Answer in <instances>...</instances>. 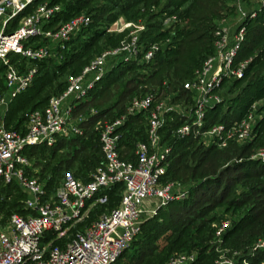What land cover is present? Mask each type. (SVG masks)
Returning <instances> with one entry per match:
<instances>
[{"label": "trees", "instance_id": "obj_1", "mask_svg": "<svg viewBox=\"0 0 264 264\" xmlns=\"http://www.w3.org/2000/svg\"><path fill=\"white\" fill-rule=\"evenodd\" d=\"M227 1L34 0L22 13L29 14L47 2L61 8L43 25L44 29H56L80 14L87 15L90 22L63 46L59 45L52 56L27 61L17 54L9 55L19 69H24L26 63L36 68L31 84L10 101L3 117L8 129L20 133L26 131L30 112L45 108L52 96L66 89L68 76L80 74L93 58L117 47L127 36L129 29L110 30L121 16L144 21V30L139 34L144 50L154 43L162 44L147 62L112 60L94 86L75 100L72 119L82 129L81 135L59 137L51 146L33 145L24 151L34 166H40L42 155H47L41 173L28 168V174L45 178L46 192L51 194L66 172L83 181L89 179L103 160L99 125L120 117L133 98L151 94L154 103L167 100L185 107L186 113L167 114L161 136L162 143L171 148L163 181L181 182L187 196L169 200L145 220L115 264L122 258L126 264H166L172 252L194 253L195 260L187 264H215L217 246L228 249L231 256L238 253L233 256L234 264H243V260L247 264H264V251L251 249L264 237V161L253 157L264 146V6L242 22L245 33L233 65L248 60L243 75L223 81L222 85L229 83L228 98L206 108L199 128L200 133L217 124L228 128L253 112L257 120L252 138L244 143L228 140L226 146L219 148L205 144L200 133H194V127L187 135L176 134L180 126L192 121L193 95L184 85L213 54L216 21L234 13ZM167 17L176 20L164 26L162 21ZM15 25L16 21L6 32ZM33 43L46 41L31 37L25 45ZM3 72L4 65L0 64V86ZM254 104H258L256 109L252 108ZM140 125L145 130L138 129ZM119 130L120 155L134 160L135 144L147 139L146 115L130 116ZM50 167L51 173L47 174ZM123 189L122 183L106 188L105 202L96 203L85 221L70 228L69 235L83 231L92 219L115 209ZM24 198L25 193L16 183L0 181V216L28 214L23 207ZM224 220H229V226L220 243H216V227Z\"/></svg>", "mask_w": 264, "mask_h": 264}, {"label": "built area", "instance_id": "obj_2", "mask_svg": "<svg viewBox=\"0 0 264 264\" xmlns=\"http://www.w3.org/2000/svg\"><path fill=\"white\" fill-rule=\"evenodd\" d=\"M33 1L0 0V64L4 65L0 86V181L16 183L21 188L25 193L23 207L29 211L26 215L11 214L7 224L0 226V264H115L147 217L154 215L169 200L187 196L181 182L163 181L171 148L162 143L161 129L172 107L166 100L154 103L151 94L133 98L120 117L99 125L98 139L103 160L89 179L83 181L66 172L51 194H47L41 179L28 174L31 163L24 151L33 145L51 146L59 137L81 135L82 129L72 119L73 102L94 86L112 60L147 62L162 44L154 43L144 50L139 42L144 25L124 24L117 32L125 29L129 32L120 44L97 55L80 74L70 76L62 93L52 96L45 108L30 112L26 131L20 133L8 129L3 117L10 101L31 84L36 68L29 65L19 69L10 61L9 55L17 54L27 61L47 58L51 56L48 42L63 46L90 22L87 15L80 14L56 29H44L43 25L61 7L45 2L31 13L22 15ZM246 2L253 7L248 10L245 6H237L234 27L228 17L216 21L213 54L204 60L195 76L184 85L193 95L194 107L192 121L176 130L178 136L187 135L194 129V133L199 134L206 108L222 101L218 90L223 81L243 75L248 60L233 65V58L245 33L242 22L247 17H254L264 6V0ZM175 20L176 17H167L162 23L168 26ZM15 21V27L6 32ZM31 37H38L46 43L25 45ZM257 105L252 108L256 109ZM140 113L146 115L147 139L135 144L134 160H125L118 147L121 139L119 128L130 116ZM256 120L257 116L251 112L231 127L217 124L200 135L205 144H215L219 148L226 146L228 140L244 143L252 138ZM253 157L264 161V146ZM116 183L124 185L118 206L99 216L83 231L68 236L70 228L84 221L96 203L105 202L103 191ZM153 201L158 206H154ZM228 226L229 220H224L216 227V243H220ZM49 233L52 235L50 238L47 236ZM218 249L219 246L216 251ZM251 249L264 251V237L258 239ZM194 260V253H180L171 256L166 264H187ZM242 262L247 264L245 260ZM215 264H234V260L218 259Z\"/></svg>", "mask_w": 264, "mask_h": 264}, {"label": "rangeland", "instance_id": "obj_3", "mask_svg": "<svg viewBox=\"0 0 264 264\" xmlns=\"http://www.w3.org/2000/svg\"><path fill=\"white\" fill-rule=\"evenodd\" d=\"M227 5H228V7L229 8H232L233 9V11H234V13L233 14H231V15H229L228 16V19L230 20V25L232 26V27H234L235 26V24H236V22H237V6H245L248 10L249 9H251V7H253V5L252 4H250V3H247L246 2V0H228L227 1ZM165 19V18H164ZM164 21V20H163ZM162 21V22H163ZM129 22H131V23H134V24H144L143 22V20H133V19H131V18H128V16L126 17V16H121L119 19H118V21L115 23V24H113L112 26H111V30L112 31H118V30H120L123 26H124V24H126V23H129ZM47 45H48V47H49V49H50V51H51V56L53 55V54H55V52L57 51V47H58V45L56 44V43H54V42H48L47 43ZM110 63L111 62H109L108 63V65H107V67L110 65ZM27 66H29V64H25V67H27ZM69 77L70 76H68L67 77V79H69ZM228 86H229V83H226V84H224V85H222L221 86V88L218 90V93L220 94V96L222 97V99H224V100H226L227 98H228V96H229V94H228ZM167 101V100H166ZM73 103H76V102H73ZM167 103L169 104V102L167 101ZM169 106L170 107H172V112H179V113H181V114H183V113H186V111H185V107L181 104V103H175V104H169ZM138 129H144L145 130V126H138ZM205 139V138H204ZM42 156H44V157H42L41 158V163H40V166H34L33 165V163H34V161H30V168H29V170L31 169V172H33V173H36V174H38V173H41V170H42V167L44 166V164L47 162V160H45L46 158V154H44V155H42ZM55 164V161L52 163V166ZM51 169H52V167H50V169H49V171L47 172V174H50L51 173ZM47 174H45V176L47 175ZM44 176V175H43ZM41 177V176H40ZM42 180V182H44V180H45V178H43V179H41ZM184 186V185H183ZM185 188V187H184ZM186 189V188H185ZM152 204L154 205V206H158V204H155V201H153L152 202ZM156 214V213H155ZM154 214V215H155ZM154 215H152V216H154ZM152 216H149V217H147L145 220H147V219H149V218H151ZM99 217V216H98ZM97 217V218H98ZM97 218H95V219H92L89 223H92L94 220H96ZM8 220H9V218L8 217H6L4 214L3 215H1L0 216V226H2L3 227V225L5 224H7V222H8ZM84 221H85V219H84ZM89 223H87V224H89ZM68 236H70V235H68ZM71 237V236H70ZM180 253H184V252H172V254H171V256H174V255H176V254H180ZM217 253L219 254L218 255V259L219 260H222V261H224L225 259H228V258H233V256H235V252H234V254H232V256L231 255H229V251H228V249H226V248H220L219 247V249H218V251H217ZM217 259V260H218ZM119 264H126V260L124 259V258H122V259H120V261H119Z\"/></svg>", "mask_w": 264, "mask_h": 264}]
</instances>
